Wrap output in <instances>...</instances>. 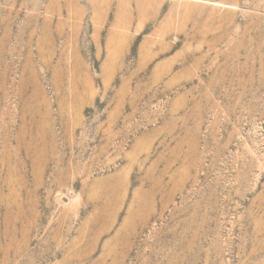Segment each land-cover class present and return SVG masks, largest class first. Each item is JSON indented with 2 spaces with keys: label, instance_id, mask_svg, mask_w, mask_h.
<instances>
[{
  "label": "rangeland",
  "instance_id": "obj_1",
  "mask_svg": "<svg viewBox=\"0 0 264 264\" xmlns=\"http://www.w3.org/2000/svg\"><path fill=\"white\" fill-rule=\"evenodd\" d=\"M0 264H264V0H0Z\"/></svg>",
  "mask_w": 264,
  "mask_h": 264
}]
</instances>
